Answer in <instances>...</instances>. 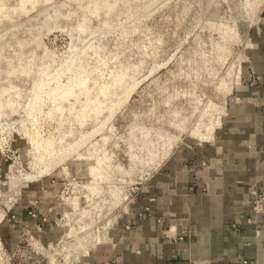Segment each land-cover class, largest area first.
<instances>
[{"label": "rangeland", "instance_id": "obj_1", "mask_svg": "<svg viewBox=\"0 0 264 264\" xmlns=\"http://www.w3.org/2000/svg\"><path fill=\"white\" fill-rule=\"evenodd\" d=\"M262 30L264 0H0V264L112 251L217 139Z\"/></svg>", "mask_w": 264, "mask_h": 264}, {"label": "crops", "instance_id": "obj_2", "mask_svg": "<svg viewBox=\"0 0 264 264\" xmlns=\"http://www.w3.org/2000/svg\"><path fill=\"white\" fill-rule=\"evenodd\" d=\"M257 34L217 139L156 177L112 251L82 264H264V30ZM253 190L263 196L261 212Z\"/></svg>", "mask_w": 264, "mask_h": 264}, {"label": "built area", "instance_id": "obj_3", "mask_svg": "<svg viewBox=\"0 0 264 264\" xmlns=\"http://www.w3.org/2000/svg\"><path fill=\"white\" fill-rule=\"evenodd\" d=\"M252 193L254 195H257L256 191H252ZM262 200H263V196L262 195H257V199L254 201V210L256 212H261L262 211ZM235 264H249L247 261H241Z\"/></svg>", "mask_w": 264, "mask_h": 264}, {"label": "bare ground", "instance_id": "obj_4", "mask_svg": "<svg viewBox=\"0 0 264 264\" xmlns=\"http://www.w3.org/2000/svg\"><path fill=\"white\" fill-rule=\"evenodd\" d=\"M78 81V80H77ZM81 81V80H80ZM73 83V82H72ZM70 87V86H69ZM108 95V94H107ZM99 96V95H98ZM106 100V99H105ZM37 104V103H36ZM33 105V104H32ZM92 111V110H91ZM94 111V110H93ZM39 141V140H38ZM32 142V141H31ZM37 142V141H36ZM38 146V145H37ZM46 146V145H45ZM38 149V148H37ZM80 247V246H79ZM85 250V249H84ZM84 252V251H82Z\"/></svg>", "mask_w": 264, "mask_h": 264}]
</instances>
